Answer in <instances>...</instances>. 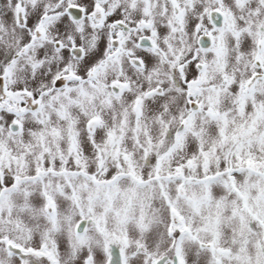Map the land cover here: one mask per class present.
Listing matches in <instances>:
<instances>
[{"label":"snow or ice","instance_id":"6c2138e0","mask_svg":"<svg viewBox=\"0 0 264 264\" xmlns=\"http://www.w3.org/2000/svg\"><path fill=\"white\" fill-rule=\"evenodd\" d=\"M0 264H264V0H0Z\"/></svg>","mask_w":264,"mask_h":264}]
</instances>
